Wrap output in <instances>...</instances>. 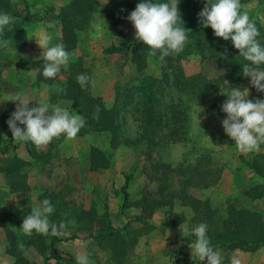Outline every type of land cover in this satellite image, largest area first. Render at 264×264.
Wrapping results in <instances>:
<instances>
[{
	"label": "rangeland",
	"instance_id": "374dc122",
	"mask_svg": "<svg viewBox=\"0 0 264 264\" xmlns=\"http://www.w3.org/2000/svg\"><path fill=\"white\" fill-rule=\"evenodd\" d=\"M15 7V15L27 14L38 16L40 23L18 24L27 34L25 46L9 47L0 52V149L6 144H16L11 136L7 121L15 111L18 102L11 101L16 93H23L31 100L29 107L47 103L49 106L67 108L70 112L71 101L56 99L53 95L64 89L67 83L69 65L81 60L90 75L91 96L99 98L107 107L113 104L118 88L132 83L144 76L159 77L160 64L153 55H149L146 67L138 72L136 67L123 55L106 56L103 51L111 45H119L127 40L135 39V29L130 22L119 28L114 27L110 20L101 19L102 9L115 7L123 0H99L88 28L79 34L77 48L69 52L70 60L66 67L51 83L37 81L38 69L36 62L43 59L42 49L37 44L45 32L52 37L51 43H61L60 27L55 19L60 8L59 0H8ZM185 1L179 0L178 10L184 24L191 21L200 22L198 13L201 8L192 2L182 6ZM243 9L247 10L251 21L264 28V0H240ZM36 14V15H35ZM37 41V42H36ZM45 63V61H44ZM44 65V64H43ZM173 70L181 71L186 76L201 73L208 80H216L225 72L214 60L201 61L198 58H187L177 63ZM43 72V69L42 71ZM168 73L171 70L167 71ZM43 75V74H42ZM172 76H170L171 79ZM45 80L46 78L43 76ZM232 87L241 90L247 88L249 99H258L257 92L244 76L238 83L225 82V87L216 95L192 102L188 111L189 138L186 143L176 145L133 144L138 137L139 119L135 114H124L120 119V146L116 150L110 148V137L105 133L89 132L83 137L65 138L54 145L47 163L32 161L27 154L24 142L9 155H0V169L5 158L17 155L20 159L32 163L22 170L26 175L27 190L11 189L5 175L0 172V208L8 212L0 213V220L11 217L12 212L32 209L40 202L43 194H55L62 202L79 210L94 208L98 216L107 214V223L113 228H121L129 218L139 216L141 209L131 205L125 207L121 188L125 178L130 177L127 192L129 204L140 202L144 197L150 201L165 202L172 195L183 190L196 198L205 200L218 208L222 213L227 204L238 209H246L258 213L264 221V197L250 199L244 193L262 184V179L255 175L243 163L250 162L255 156H262L264 162V145L259 152L242 153L237 150L234 141L225 133L222 123L206 115V110L215 103H224ZM97 148L110 160L108 170L89 171L90 149ZM48 145L39 148L46 152ZM199 166V171L211 170L219 174L212 183H190L191 167ZM186 180V183H185ZM197 179L195 178V182ZM141 207V206H140ZM167 206L155 208L147 218L155 229L140 236L126 264H207L191 253L192 245L184 247L180 241L194 238L191 230V212L183 207L179 200L173 201V214H183L185 222L171 230L165 223ZM94 227V226H93ZM139 227L133 224V228ZM16 232L21 229L13 228ZM94 230L98 228L94 227ZM71 232L58 236L61 242L55 247L57 257L48 249L45 256L30 246L23 254L29 264H43L48 258L49 264H64V259L74 258L81 251L89 253L90 264H112L108 252L92 245L91 241L70 239ZM83 235H80L82 237ZM86 246V247H85ZM5 230L0 226V264H14L15 259L5 253ZM223 256V264H231L235 256L240 264H264V248L254 253L240 250H218Z\"/></svg>",
	"mask_w": 264,
	"mask_h": 264
},
{
	"label": "trees",
	"instance_id": "16d2710c",
	"mask_svg": "<svg viewBox=\"0 0 264 264\" xmlns=\"http://www.w3.org/2000/svg\"><path fill=\"white\" fill-rule=\"evenodd\" d=\"M183 1H185V4H182V6H187L192 2L201 10L206 2V0ZM140 2L141 0H123L113 8L102 9L100 17L104 20H110L114 27L119 28L130 22L127 16ZM156 2H168V0H156ZM98 6V0H69L65 6L58 9L55 19L60 27L61 43L68 52H72L77 48L79 34L88 28ZM0 13H7L14 18L13 23L5 28L0 39H8L15 47L25 46L27 42V34L18 24L19 22L40 23L42 21L34 15L27 14L24 17L15 15V7L8 0H0ZM178 23L188 30L183 51L179 54L169 55L164 60L159 59V52L157 51V55L153 58L160 64V76H144L137 79V81L124 84L117 89L113 104L109 108L99 98L91 96L90 75L81 60H76L69 65L66 86L62 91L53 95L51 102L53 103L56 99L69 100L71 101V110L84 118L85 125L76 137H83L91 131L105 133L110 137V148L116 150L121 143V116L135 114L139 119V133L135 141L132 142L133 144L176 145L188 141L190 134L188 111L192 102L204 100L218 94L225 87V82L231 84L240 82L244 77L242 67L250 62L239 55V50L234 48L230 40L225 41L220 37H216L210 27H203L200 22L195 23L194 21L188 24H184L182 21ZM255 24L260 33L257 39L264 46V28L257 25L256 22ZM4 50V48H0V52ZM150 51L151 49L142 42L131 39L119 45H111L104 49L103 53L106 56L123 55L140 72L146 67ZM192 57L201 61H216L218 67L225 74L216 80H208L201 73L186 76L181 71L175 72L173 70L177 63ZM43 64L44 59L35 64L38 69L37 81L51 83L53 78L49 80L43 78L41 72ZM169 70H171L170 73L167 72ZM79 74H85L89 77L88 84L84 88L77 82L76 78ZM170 76H172L171 79ZM256 92L258 99H264V93L257 90ZM222 104L215 103L211 105L206 110V115L220 122L224 120L227 114L221 110ZM19 126L24 127L23 125ZM65 138L67 137L64 134H61L58 138H53L47 144L46 152L38 149L30 141L24 142V145L32 161L47 163L54 145L62 142ZM18 144L19 142L14 145L6 144L2 146L0 155H9L17 148ZM261 158L260 155L255 156L250 162H246L242 158L243 163H247L252 172L262 179L261 185L244 193L246 197L253 200L264 197V162H260ZM30 165L32 163L20 159L17 155L3 160L0 172L5 175L12 191L17 189L27 190L26 175L22 170ZM199 166L191 167L193 173L189 176L188 182L212 183L219 177V174H216L217 172L213 173L210 169L199 171ZM110 167L109 158L99 149L92 147L90 149L89 171L108 170ZM195 178L197 182H195ZM129 181L130 177H126L121 188L124 195V205L125 207L134 205L140 208L141 214L129 218L121 228H113L106 222V212L102 216H98L94 208L78 211L66 202H62L55 194L45 193L39 197V200L42 201L47 198L51 201L54 212L50 216V221L56 224L62 221L68 223L65 232L70 231L72 233L70 239L81 238L84 241H91L92 245L100 247L103 252H108L112 264H126L138 238L155 229L147 221L155 208L168 207L165 212V223L170 226L171 230H176L178 226L185 222L183 214H173L174 199L179 200L181 205L191 212V225L207 224V235L215 250H240L254 253L261 247L264 248V221L256 212L238 209L231 204H227L225 210L220 213L218 208L214 207L208 199L196 198L183 190L172 195L165 202L150 201L144 197L140 202L129 204V194L127 192ZM2 212L9 213L8 210L0 208V213ZM11 212L13 220L11 217H4L0 220V226L2 225L5 230V253L15 259L14 264H29L23 254L30 246L35 247L43 256L50 249L57 257L55 247L61 242L57 236L50 233L40 235L35 232L31 236H26L22 232L19 233L12 229V227L20 229L23 219L31 214L30 209L25 208L22 212ZM133 224H138L139 227L133 228ZM93 226L98 230H94ZM80 235L83 236L80 237ZM193 237L190 239L184 238L180 241L184 247H188L195 242L196 237L194 235ZM20 242L24 244L23 249L18 247ZM48 261L49 259L45 258L43 264H49ZM56 264H60L59 261ZM64 264H77V261L74 258L64 259ZM171 264H177L175 259L171 260Z\"/></svg>",
	"mask_w": 264,
	"mask_h": 264
},
{
	"label": "clouds",
	"instance_id": "9594fccd",
	"mask_svg": "<svg viewBox=\"0 0 264 264\" xmlns=\"http://www.w3.org/2000/svg\"><path fill=\"white\" fill-rule=\"evenodd\" d=\"M178 3L179 0H141L127 16L135 29V39L151 49L150 55L155 56L158 51L160 60L182 52L187 41L188 30L178 23L181 22ZM242 9L240 0H206L198 16L203 27H210L216 37L230 40L234 48L239 50V55L250 62L242 67V73L249 78L252 87L264 93V46L257 39L260 33L255 22L250 20L248 11ZM13 21L14 18L9 14L0 13V37ZM51 41L52 37L46 32L36 41L42 49L45 61L42 74L46 78H56L61 67H66L70 60L65 46L62 43L53 45ZM9 43L8 39H0V48L7 49ZM76 79L82 88L89 81L85 74H79ZM11 101L18 102L7 121L15 142L30 141L39 149L61 134L69 139L75 138L85 125L81 115L64 107L49 106L47 103L29 107L31 100L23 93H16ZM221 110L227 114L221 121L223 129L234 141L237 150L242 153L259 152L261 145H264V99L253 101L249 99L247 88L241 90L232 87ZM53 212L54 207L49 199L40 201L31 214L23 219L20 226L22 233L26 236H31L33 232L40 235L50 233L57 237L62 235L68 223L51 222ZM207 230L205 223L191 230L196 237L191 253L200 261L206 260L207 264H223V256L212 247ZM18 247L23 249L24 244L20 242ZM76 261L77 264H90L89 253L86 250L79 252ZM231 264H240V261L233 256Z\"/></svg>",
	"mask_w": 264,
	"mask_h": 264
},
{
	"label": "crops",
	"instance_id": "0c3cea01",
	"mask_svg": "<svg viewBox=\"0 0 264 264\" xmlns=\"http://www.w3.org/2000/svg\"><path fill=\"white\" fill-rule=\"evenodd\" d=\"M59 1H60V3H58V5H60V8H61V7L65 6L69 0H59Z\"/></svg>",
	"mask_w": 264,
	"mask_h": 264
}]
</instances>
